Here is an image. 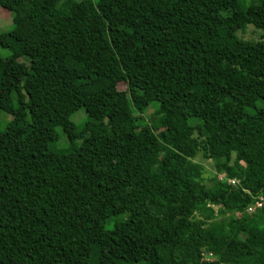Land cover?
Listing matches in <instances>:
<instances>
[{
  "label": "trees",
  "instance_id": "obj_1",
  "mask_svg": "<svg viewBox=\"0 0 264 264\" xmlns=\"http://www.w3.org/2000/svg\"><path fill=\"white\" fill-rule=\"evenodd\" d=\"M0 9V264H264V0Z\"/></svg>",
  "mask_w": 264,
  "mask_h": 264
},
{
  "label": "rangeland",
  "instance_id": "obj_2",
  "mask_svg": "<svg viewBox=\"0 0 264 264\" xmlns=\"http://www.w3.org/2000/svg\"><path fill=\"white\" fill-rule=\"evenodd\" d=\"M10 23H11L10 14L5 9H0V30L2 31L9 29ZM238 35L248 40H258V39L264 40V34L262 33V31L255 29L251 25H248L243 31L238 32ZM8 54H9V50L6 48H2L0 46V55L7 56ZM117 88L119 90H125L126 84L124 82H119ZM156 107H157V103L153 102L143 112L144 117L151 124L154 123L157 119V114L155 113ZM83 118H85V114L83 113L82 110L76 111L70 117L72 121H81ZM9 119L10 116L7 113L2 111L0 112V129L3 126V124L7 122ZM196 122L197 120L195 119L191 120V123H196ZM57 133L59 137L63 136L61 128H57ZM64 142H65L64 139L61 138L59 144L63 145ZM193 162L201 167L203 172V179L204 178L209 179V177H212V175L215 174L212 160L204 159L203 157H201L200 153H198L194 157ZM250 167H251L250 165H247V169H250ZM221 175L223 174H217L216 176L219 179V176Z\"/></svg>",
  "mask_w": 264,
  "mask_h": 264
},
{
  "label": "built area",
  "instance_id": "obj_3",
  "mask_svg": "<svg viewBox=\"0 0 264 264\" xmlns=\"http://www.w3.org/2000/svg\"><path fill=\"white\" fill-rule=\"evenodd\" d=\"M219 179L220 180L225 179L226 182L231 185H236L239 183L238 179H234V178L227 179L224 175L219 176ZM244 191L250 194L247 190L244 189ZM250 196H251V203L247 205L243 211L250 215L259 210H263L264 209V193H258L256 195L250 194ZM239 214H240V211L235 212L236 216H238ZM204 257L207 261H210L214 258L211 253H204Z\"/></svg>",
  "mask_w": 264,
  "mask_h": 264
}]
</instances>
